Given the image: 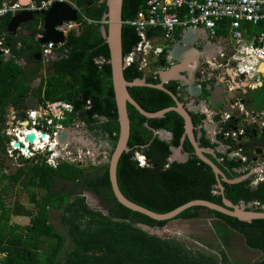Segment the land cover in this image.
I'll return each mask as SVG.
<instances>
[{
  "label": "trees",
  "instance_id": "obj_1",
  "mask_svg": "<svg viewBox=\"0 0 264 264\" xmlns=\"http://www.w3.org/2000/svg\"><path fill=\"white\" fill-rule=\"evenodd\" d=\"M67 1L80 9L82 26L70 33L65 47L56 50L59 59L53 64V73L39 89V96L43 101L73 104L77 112L74 118L85 113L90 123L99 121L96 116L109 117L108 122L98 127L117 143L121 124L109 62L111 50L102 32L103 17L109 8L107 0ZM148 1L125 0V54L131 53L144 39L138 27L128 21L134 20ZM11 20L12 16L0 18V39L6 37L7 44L17 56L0 65V170L1 154L7 155L8 138L3 131L8 108L11 105L26 108L29 92L26 82L33 79L27 76L29 71L19 61L26 52L41 51L37 36L44 32V29H39L38 19L30 25L34 35L32 39L27 42L16 39L8 33ZM223 27L221 23L219 34L228 33L229 29ZM148 31L150 37L166 35L165 31L156 28H148ZM22 42L23 48L20 49ZM100 56L106 58V62H98ZM125 74L130 81L145 77V71L134 62L127 67ZM149 82L159 80L151 77ZM130 91L148 111H158L176 103L168 92L158 88L133 86ZM90 102L93 106L89 109ZM129 111L132 120L130 150L122 154L117 170L119 186L129 199L160 213L197 198L223 203V196L215 187L217 177L214 170L196 154L184 163L167 162L170 146L177 145L185 132V119L179 112L172 111L164 118H148L133 104H129ZM146 122L156 129L173 130L175 139L169 141L154 137V131ZM203 144L210 145L207 140ZM185 149L193 151L188 141ZM137 152L147 156L150 165H140ZM237 160L224 158L221 168L229 178L248 171H235L244 164L242 158ZM24 162L25 166L10 176L13 184L21 183L29 189L42 190L44 194L38 197L30 193L32 209L17 206L11 210L0 200V264H219L220 260L227 258L223 250L216 257L144 229L142 225L164 227L171 220H156L121 204L112 190L109 164L84 168L63 162L54 168L47 160L34 158L24 159ZM5 179L8 178L3 175L0 185ZM249 181L223 182L225 195L235 204L242 199L258 200L259 205L264 204V181L256 189L249 188ZM88 192L100 198L105 212L90 207L84 196ZM205 209L242 234L247 247L259 249L264 255V219L243 221L203 206L190 207L176 218H200ZM258 209L261 210L260 206ZM54 211L60 213L59 224L65 229V234L53 223ZM10 214L29 217V222L25 225L12 223ZM253 264H264V259Z\"/></svg>",
  "mask_w": 264,
  "mask_h": 264
},
{
  "label": "flooded vegetation",
  "instance_id": "obj_2",
  "mask_svg": "<svg viewBox=\"0 0 264 264\" xmlns=\"http://www.w3.org/2000/svg\"><path fill=\"white\" fill-rule=\"evenodd\" d=\"M64 2L71 4L67 0H65ZM39 17L40 16L36 17L34 23L39 19ZM183 29H184L183 27H179L173 34L169 36L159 35L156 37H150L149 35V39L147 41L143 39L141 43L137 44L142 47L143 43L146 41V46L144 49L145 53L142 55V58H143L142 67L141 68L139 67V68L145 71V77L148 79V81H149V78L154 77L159 80V82H156V83L162 82L161 72L164 70H168L172 65L178 64L176 61L172 63L168 62L167 50L171 46H173L178 40H181L179 33H181ZM139 32L141 31L139 30ZM9 34L12 35L16 39H22L26 42L28 39L30 38L32 39L34 36L33 33L31 32L30 25H21L15 34L14 33H9ZM0 40L3 41L2 46H0V51L4 52V55L0 56V65L3 66L6 62L12 59H16L17 56L14 54V51L12 47L10 46V44L9 45L7 44L6 37ZM224 40L227 41L225 38ZM214 43L224 48L223 45L220 43V40L217 41V38H214L209 33V30H203L202 38L198 40L197 42L199 46L198 48L203 52H209L211 48H213L212 46ZM5 46H7V48L10 50V53L6 54ZM136 46L131 53H127V54H130L131 57L133 53H135L137 50ZM40 47H41V51L33 53V54L26 52V55L22 56L21 60L19 61L21 62L23 60L24 65L26 63V70L29 71V74L27 73L28 74L27 76L33 77V79H31V82H28V83L26 82V86L28 87V91H29L28 94L26 95V108L25 107L24 108L14 107V110L8 109L7 111V116H11L13 112L16 113V115L18 116L17 119H20L22 121L19 126L22 129V131L33 127V124L31 122L32 118L31 119L28 118V113L29 111H31V109L28 107V99L30 98L32 92H34L35 95L39 96V89L44 85L49 75L53 73V69H52L53 64L55 61L59 59V55L56 52V50L58 49H56L53 52H47L45 50V45L40 44ZM141 47L139 49H141ZM19 48L20 49L23 48V42L19 44ZM160 48H162L161 51H159ZM221 52L222 50L217 48V53L216 55H214V57L201 56L199 60L198 68L195 73V79L192 82L203 86L204 92L201 94L200 97L196 98V97L189 95L186 89L187 87L182 84L181 80H170L165 83L166 87L170 89L171 91H173L176 95H178L180 100L184 102L185 107L191 112L193 116V121L195 124V130H194L195 137L197 141L200 143L201 147L214 151L213 154H209L207 152L205 154L212 161H214L219 166V168H221V166L224 165L225 157L230 158V159L232 158L238 159L240 152L244 153L246 152L245 150H247V148H251L254 145L256 149L261 148L262 152H264V145L261 143L262 140H264V106L262 107V104H260V100H259L260 97L264 93V78L258 79L257 81H252L246 76L239 75L236 69L233 68V66L222 65L221 63L222 57L220 55ZM158 56H160V60L156 61V58ZM163 60H165L166 62L165 65H163L162 63ZM209 60H214L217 66L215 65L213 68L208 69L207 62ZM133 62L137 64L139 63L138 61L137 62L132 61L131 64ZM147 68L149 69V72L147 71ZM261 82H263L262 85L260 84ZM210 84L213 85L212 90H210ZM34 85H39V87L33 88ZM217 88H219L222 91V94L218 96V98L220 99V97H223L226 102H219L217 104L212 103L211 99L213 98V94L215 93L218 94ZM64 103H68V102H64ZM92 106L93 104L90 102L87 108L90 109L92 108ZM171 106L176 107L177 102ZM195 106L200 107L199 112H196L197 108ZM229 107H231L232 110H230ZM73 110H74L73 113L68 115V117L71 116V119L73 120L69 121L67 124H64L63 131L65 129H68L72 132H76L77 137L72 136L73 140L70 143H67L63 147L65 154L63 155L64 157H62L61 159V163L70 162V163L82 166L84 168L85 166L92 167V166L108 164L106 156L110 157L111 153H109L110 146L106 145L105 141L108 140L110 144L111 141H114V140H110V138H108V135H106V132L101 130L98 127V126H101L103 122H108V120L100 119V117H103V116H96L99 121H93L92 123H90L85 113L81 114L79 117L74 118V114L77 112L75 108ZM172 111H176V110H172ZM150 112H156V111H150ZM196 114L198 115V117H196ZM226 115L230 116V118L227 119ZM25 123H29L28 126L27 125L25 126ZM17 126L18 124L16 121H15V124H13L12 122L10 123L9 121L4 129L5 130H9L11 128L14 129V128H17ZM38 127L42 129V127L40 126ZM207 127H210L211 129L207 130ZM158 130H161V131L168 130L169 132L170 131L173 132V135H172L173 138H171L169 141H172L175 139L176 134L173 130L164 129V128H160V129L158 128ZM234 130L238 133V135L233 134ZM96 132H97V135L94 137L93 134ZM102 132L105 133V137L103 139H101ZM185 132H186V120H185ZM184 133H182V135L180 136L179 143L177 145H171V146H175V147L182 146L183 148L181 151L182 153L189 155L188 157V160H189L192 154H196V151L188 135H186L185 140L182 141ZM48 134L49 133L47 131L46 135ZM9 136L11 137L9 139H11L12 141V136L11 135ZM91 139L95 141V143H98L97 147L98 148L100 147L102 149V153L104 152L105 156L104 154L99 155L95 153L96 150H95L94 144L88 145V146L85 145ZM205 140L209 141L210 145H204L203 143ZM231 140L235 141L234 146L233 144L230 143L232 142ZM11 141H10V144H11ZM187 141L193 147V151L191 152L185 149V145ZM59 147H60V144L56 148H59ZM235 149L238 150L237 152L238 155L235 154L236 152ZM170 151L171 152L167 158L168 163L172 155L174 156V159L177 158L176 153L175 152L172 153L171 149ZM20 154H21L20 151L16 152L13 156L10 155L9 153V155L12 158H16L17 155H20ZM138 154H142V153H138ZM72 156H76V158L73 159ZM21 157H24V156H21ZM261 157H264V156H261ZM94 158L96 159L95 160L96 164L91 163L92 161H94ZM22 159L24 160L25 157ZM242 161L244 162V164L239 168H235L234 169L235 171L239 172V170H242V169L248 170V166L250 167L253 164L252 160L248 159V156H247V159L242 160ZM174 162H177V161H174ZM248 163L250 165H248ZM229 172L232 173L231 170ZM247 172H245V174ZM243 175L244 174H240L233 178H237ZM259 177L260 176H257V178H254L253 175H250L244 180H250L249 181L250 183L248 186L249 188L251 187L253 189V186H255L256 182L260 181ZM233 178L231 177V179ZM240 182H237V183H240ZM72 184L73 183H71V185ZM90 193L94 194L96 196L94 198L98 199L101 202L100 198L95 193L93 192H90ZM254 201H257V200L246 201L242 199L237 204L243 205L247 207V209L249 208L252 209L253 207H256V206H253ZM250 204L252 206H250Z\"/></svg>",
  "mask_w": 264,
  "mask_h": 264
},
{
  "label": "water",
  "instance_id": "obj_3",
  "mask_svg": "<svg viewBox=\"0 0 264 264\" xmlns=\"http://www.w3.org/2000/svg\"><path fill=\"white\" fill-rule=\"evenodd\" d=\"M22 2L26 3L28 0H21ZM108 3V11L105 13L103 17V24H102V32L104 37L106 38L110 50H111V59L109 62L112 65L113 70V81H114V87H115V93H116V100H117V107L119 111V120L121 124V133L120 138L118 142L111 141L109 144V141L106 140L105 144L110 146V157L106 156L107 163L109 164V176H110V182L112 186L113 193L116 197V199L123 204L124 206L141 213H144L148 215L149 217L156 219V220H172L177 219L176 217L183 212L184 210L194 207V206H203L208 209H212L227 215H231L234 217L239 218L243 221L251 222L254 219H264V209L262 211H257L256 209H247L243 205L234 204L229 198L225 196V186L223 182L227 183H237L240 182L250 175H252V171H248L243 176L237 177V178H229L225 172L219 168V166L212 161L205 153L213 154L214 151L205 149L204 147L200 146V143L197 141L195 137V124L193 121V116L191 112L185 107V104L183 101L180 100L178 95H176L173 91L168 89L165 85L166 82L170 80H181L182 84L186 86L187 92L189 95L193 97H200L201 94L204 92V88L200 84H195L192 82L195 79V73L198 68L199 60L201 56L204 57H213V53L217 50V48L222 50V46H216L217 44H213V48L209 52H203L198 47V40L202 38L203 30H207L206 28H195L193 26L184 28L181 33H179V36L181 37V40H178L173 46H171L167 50L168 54V62L172 63L176 61L178 64L172 65L168 70L162 71V82L160 83H152L149 82L146 77L143 78H137L136 80L130 81L127 79L125 71L127 67L130 65L129 57L130 54H125L124 52V4L125 0H107ZM42 14L45 18V35L44 38L39 40V43L41 45H47L51 42L56 43L57 45L67 43L66 36L57 30L59 26H62L65 22H77L80 20V10L71 4L67 2H58L56 3L50 10L45 11L43 13L39 12H22L18 14L17 16L13 17L9 26L8 31L9 33H16L18 28L21 25H26L32 23L36 16H39ZM141 32L145 35V40L147 41L149 39V31L148 28H142L140 29ZM146 41L143 43L142 47L140 45H137V50L135 53H133L132 61H138V65L141 68L143 63L142 55L145 53L144 49L146 46ZM141 47V49H139ZM162 48L159 49L161 51ZM4 55V52L0 51V56ZM160 60V56L156 58V61ZM98 62H106V58L101 57L98 58ZM163 65L166 64L165 60L162 61ZM133 86H148V87H154L158 89L165 90L169 92L176 100L177 106H171L164 109H161L156 112H150L147 109H145L139 101L132 95L130 91V87ZM39 85H34L33 88H38ZM213 89V85L210 84V90ZM218 94H213V98L211 99L212 103L217 104L219 102H226L223 97L218 98L222 94V91L217 88ZM129 104H133L143 115L147 116L148 118H164L166 117V114L172 110H176L180 112L185 120H186V132L183 135L182 141L185 140L186 135L190 138V141L192 142L196 154L199 158H201L203 161H205L207 164H209L212 169L214 170V173L217 177V184L215 185L216 188L220 190L221 195H223V203H216L214 201H210L207 199H193L190 200L175 209L160 213L157 211H154L152 209H149L143 205H140L131 199H129L121 190L118 182V164L119 160L124 152H127L130 150L129 142L131 138L132 133V120L130 116L129 111ZM28 107L32 111L41 112L42 111V105H41V98L32 92L30 98L28 99ZM196 107V106H195ZM196 112H199L200 107H196ZM230 110H232L231 107H229ZM84 117V115H83ZM102 120H110V118L106 117H100ZM29 123H25V126H28ZM146 125L150 127L154 131V137L160 136L163 140H170L173 138V132H169L168 130H158L155 127H152L149 122H146ZM211 129L210 127H207V130ZM97 135V132L93 134L95 137ZM72 136L77 137L76 132H72L68 129H65L61 135L57 138L58 143L60 144L59 148H56V151L60 154L64 155V146L67 143H70L73 138ZM105 137V133H101V139ZM43 139H48V136L46 134L42 135ZM27 140L30 143H35L38 140V135L36 133H29L27 135ZM94 144L95 147V153L97 154H104L102 153V149L98 146V143H95L92 139L85 144L86 146ZM15 147L20 148L21 143L17 142L15 144ZM182 146L175 147L171 146L170 149L172 150V153L175 152L177 155V158L174 159V156L172 155L169 164H171L174 161L177 162H186L188 160L189 155L182 153ZM25 150V149H24ZM26 152L29 154V152L26 150ZM261 148L257 149V153H261ZM139 152H137L138 154ZM73 159L76 158V156H72ZM136 158L138 159V155H136ZM146 164L150 165V160L146 156ZM168 166V165H167ZM255 187V186H253Z\"/></svg>",
  "mask_w": 264,
  "mask_h": 264
},
{
  "label": "built area",
  "instance_id": "obj_4",
  "mask_svg": "<svg viewBox=\"0 0 264 264\" xmlns=\"http://www.w3.org/2000/svg\"><path fill=\"white\" fill-rule=\"evenodd\" d=\"M64 1L28 0L24 3L21 0H0V18L9 16L13 18L24 11L43 13L50 10L57 2ZM128 22L137 26L139 30L142 28L160 29L166 32V36L173 34L179 27L206 26L214 38L223 37L229 42V46H224L220 41L224 47L220 53L222 65L233 66L239 75L246 76L252 81L264 76V0H149L146 6L138 12L137 17ZM221 23L224 24V29H230L229 34L219 35L218 28ZM81 26L79 22H65L57 30L62 32L68 40L70 33L79 30ZM140 33L145 38L144 33ZM44 35L45 32L40 33L38 40L44 38ZM2 44L3 41L0 40V46ZM65 45L66 43L57 45L51 42L45 45V50L53 52ZM5 47L6 54L10 53L7 46ZM129 60L131 64L133 58L129 57ZM215 65L217 66L214 60L207 62L208 69ZM73 109L70 103L58 102L49 103V110L42 109L41 112L31 110L28 118H32L33 127L24 131L19 127L22 121L17 119L16 113L8 116V122L15 124L16 121L18 124L13 132H10L12 128L8 131L12 136L10 155L13 156L19 151L27 157L39 155L41 152L51 153L50 157L56 155L58 153L56 147L59 146L57 138L64 129L61 121L68 113L72 114ZM49 112L54 114L56 120H49L46 123ZM226 118L229 119L230 116L226 115ZM47 131L48 140L42 138ZM29 133L38 135L35 143L27 141ZM233 134L238 135L235 130ZM17 142L22 144L20 148L15 147ZM245 159L242 157V160ZM138 160L140 165H147L145 155L138 154ZM259 180L262 181L263 176H260Z\"/></svg>",
  "mask_w": 264,
  "mask_h": 264
},
{
  "label": "rangeland",
  "instance_id": "obj_5",
  "mask_svg": "<svg viewBox=\"0 0 264 264\" xmlns=\"http://www.w3.org/2000/svg\"><path fill=\"white\" fill-rule=\"evenodd\" d=\"M71 5L76 7L73 4ZM39 16H40L39 29L43 30L44 27V32H45V18L43 15H39ZM34 21L32 23H34ZM77 22L80 23V21ZM32 23L28 25H31ZM229 30L227 34H229ZM219 40L224 46H229V42L225 41L223 37L217 38V41ZM23 62H24L23 60L20 62L21 65L26 66V63L24 65ZM147 71L149 72L148 68ZM263 101H264V96L262 98V101L260 99V104H262ZM58 102H62V101H58ZM58 102L43 101L41 98L42 108L47 110H49V103L55 104ZM68 115H66L65 118L61 121V124L63 126L64 124H67L71 120V116L68 117ZM47 118L48 119L46 123H48L49 120H53V121L56 120L52 112L48 113ZM8 131L9 130H6V132L3 131V134L8 136V142H7V155L1 154L2 169L0 170V180L2 179L3 175L8 179H5L0 185V200H3L6 206L8 207V209L11 210H15L17 206H23L25 208L32 209V205L29 201L30 193H35L36 195H38V197H40L41 195L44 194V192L39 189H29L23 186L21 183L15 185L13 184V181L10 179V176L16 173L17 170H19L21 167L25 166V162L22 159L24 157L25 159L36 158L38 159V161L47 159V162L49 164L53 165V167H57L61 163V159L64 156L60 155V153H57L56 155L50 157L52 155L51 153L43 154L44 152H41L39 155L27 157L20 152L21 153L20 155H17L16 158H12L9 155L8 151H10L11 148L10 145L11 139H9L11 137L9 136V134H11L10 133L11 131L13 132V129H11L9 133ZM40 157L42 158L40 159ZM95 160L96 159L94 158V161H92L91 163L96 164ZM85 167L90 168L87 166ZM84 196L93 210L96 211L101 210L105 212V209L102 206L101 202L98 199L94 198L96 197L94 194L88 192V193H84ZM59 214L60 213L56 211L52 213L53 223L55 227H57V229L63 231L65 234V229L63 227H60L59 224ZM10 217L12 223L16 222L19 223L20 225H25V223L29 222V217H25V216L23 217L14 214H10ZM212 217L213 216L205 209L203 210L200 218L183 219V220L172 219L164 227H149L146 225H142V227L145 228L150 233L178 241L184 244L187 248H190L192 250H202L208 254H215L216 257H219L220 251L223 250L226 253L227 258L224 260H220V264H253L255 260L257 259L259 260L262 257V252L260 250L252 249L246 246L244 237H242L238 233H236V237L234 234L231 235L230 232L224 229V226L220 221H217L215 218ZM225 243H228V245H226ZM206 246L210 248H207ZM262 259H264V257Z\"/></svg>",
  "mask_w": 264,
  "mask_h": 264
},
{
  "label": "crops",
  "instance_id": "obj_6",
  "mask_svg": "<svg viewBox=\"0 0 264 264\" xmlns=\"http://www.w3.org/2000/svg\"><path fill=\"white\" fill-rule=\"evenodd\" d=\"M26 25H28V24H26ZM37 40H38V36H37ZM39 41V40H38ZM218 46V45H217ZM216 53H217V50L213 53V57H214V55H216ZM25 67V66H24ZM264 78V76L261 78V79H263ZM254 81H257V80H254ZM261 85L263 84V82H261L260 83ZM263 96H264V93H263V95L260 97V99H261V101H262V98H263ZM259 99V100H260ZM264 106V101H263V103H262V107ZM14 105H11L10 106V109H13L14 110ZM14 113V112H13ZM12 113V114H13ZM7 120H8V116H7ZM232 142H230L231 144H233V146H234V144H235V141L234 140H231ZM263 145H264V140H262V142H261ZM236 150V152H235V154L236 155H238L237 154V152H238V150L237 149H235ZM246 151V153H242V152H240L239 153V156H238V158H242V157H245L246 159H247V156H248V159L249 160H252V165L249 167L248 166V171L250 172V171H252V175H253V177L254 178H257V176H263V180L262 181H259V182H256V184H255V187H253V189H256L257 187H258V185H259V183L260 182H263L264 181V157H261V156H264V152H261V153H257V149L255 148V145L253 146V147H251V148H247V150H245ZM247 154V155H246ZM250 154V155H249ZM233 159V158H232ZM234 160H237V159H235L234 158ZM238 161V160H237ZM248 165H250L249 163H248ZM246 170V169H245ZM244 169H242V171H245ZM247 172V171H246ZM253 206H256V205H259L260 203H259V201L257 200V201H254L253 202ZM251 205V204H250ZM252 206V205H251ZM260 206V208H261V210H259L258 209V207ZM258 207H253L252 209H256L257 211H262L263 209H264V204H261V205H259ZM247 208V207H246ZM250 209V208H249ZM212 218H215L214 216L212 217ZM217 221H220L221 223H222V225L224 226V229H226L228 232H230L231 233V235H235V237H236V233H238L237 231H235V230H233V229H231V228H229L226 224H225V222L224 221H222V220H220V219H217V218H215ZM259 219H261V218H259ZM178 220V219H177ZM183 220V219H182ZM145 229V228H144ZM149 232V231H148ZM151 234H153V233H151ZM238 234H240V233H238ZM157 235V234H156ZM242 237H243V235L242 234H240ZM160 236V235H159ZM162 237V236H161ZM165 238V237H164ZM207 247V246H206ZM207 248H210V247H207ZM212 250V249H211ZM259 250V249H258ZM200 251H202V250H200ZM261 251V250H260ZM205 252V251H204ZM262 252V251H261ZM206 253V252H205ZM212 255H214V256H216L215 254H212ZM264 257V255H263V252H262V257L261 258H263ZM260 258V259H261ZM259 259V260H260ZM258 260V259H257ZM257 260H255L253 263H255ZM219 264H220V262H219Z\"/></svg>",
  "mask_w": 264,
  "mask_h": 264
},
{
  "label": "bare ground",
  "instance_id": "obj_7",
  "mask_svg": "<svg viewBox=\"0 0 264 264\" xmlns=\"http://www.w3.org/2000/svg\"><path fill=\"white\" fill-rule=\"evenodd\" d=\"M194 27V26H193ZM195 28H206V26H200V27H195ZM207 29V28H206ZM208 30V29H207ZM237 103V102H236ZM241 104V103H240ZM245 104V103H244ZM28 141V140H27ZM39 145V144H38ZM22 146V144H21ZM42 150V149H41Z\"/></svg>",
  "mask_w": 264,
  "mask_h": 264
},
{
  "label": "clouds",
  "instance_id": "obj_8",
  "mask_svg": "<svg viewBox=\"0 0 264 264\" xmlns=\"http://www.w3.org/2000/svg\"><path fill=\"white\" fill-rule=\"evenodd\" d=\"M6 125H7V123H6ZM4 131L6 132V130H5V129H4ZM48 139H49V138H48ZM48 139H47V140H48Z\"/></svg>",
  "mask_w": 264,
  "mask_h": 264
}]
</instances>
